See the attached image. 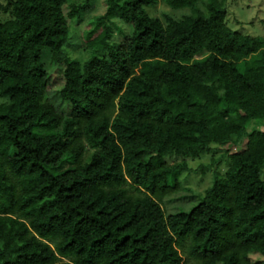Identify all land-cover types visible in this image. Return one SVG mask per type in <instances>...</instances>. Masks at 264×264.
Returning a JSON list of instances; mask_svg holds the SVG:
<instances>
[{"label":"trees","instance_id":"16d2710c","mask_svg":"<svg viewBox=\"0 0 264 264\" xmlns=\"http://www.w3.org/2000/svg\"><path fill=\"white\" fill-rule=\"evenodd\" d=\"M0 1V264H251L264 255V37L232 29L226 0ZM163 1L189 7L165 19ZM10 12L9 18L1 10ZM132 27L111 43L115 20ZM64 64L59 97L51 68ZM246 142L189 210L168 212L188 165Z\"/></svg>","mask_w":264,"mask_h":264},{"label":"rangeland","instance_id":"374dc122","mask_svg":"<svg viewBox=\"0 0 264 264\" xmlns=\"http://www.w3.org/2000/svg\"><path fill=\"white\" fill-rule=\"evenodd\" d=\"M4 5H8L12 0H0ZM83 0H70V2H82ZM228 13L226 21L228 25L243 34L250 36L264 37V0H226ZM148 11L165 19L166 15L182 17L190 12L189 7L171 8L163 1L155 6H149ZM104 10V0H92L90 6L83 12L81 19L70 20V27L73 33L72 43L66 48V53L71 57L84 63L90 57V50L82 42V32L86 27L89 18ZM1 15L4 18L10 17L8 10L2 9ZM113 27L111 43L122 44L131 34L132 27L122 20L116 19ZM65 65L57 64L51 68L49 77V97L52 102L62 112L68 113L71 109L67 102L59 97V90L65 83ZM250 127L264 129V121H253ZM246 148V142L237 146L233 143L213 144L211 150L198 155L170 154L167 161L170 164L186 162L188 167L183 170L178 178L176 193L165 198L164 207L168 212H176L180 209L189 210L197 203L200 193L210 187L218 173H223L230 158L228 154L241 151ZM264 179V169L261 173ZM187 243L179 248L180 253L185 258L184 264H196V260L187 254ZM248 259L251 264H264V255L260 251L248 252Z\"/></svg>","mask_w":264,"mask_h":264}]
</instances>
